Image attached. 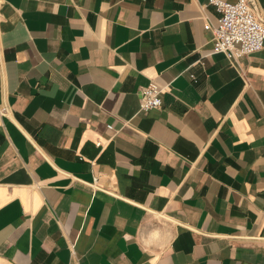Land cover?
Masks as SVG:
<instances>
[{"label": "crops", "instance_id": "0c3cea01", "mask_svg": "<svg viewBox=\"0 0 264 264\" xmlns=\"http://www.w3.org/2000/svg\"><path fill=\"white\" fill-rule=\"evenodd\" d=\"M209 1L0 0V264H264V48Z\"/></svg>", "mask_w": 264, "mask_h": 264}, {"label": "built area", "instance_id": "2783aa9c", "mask_svg": "<svg viewBox=\"0 0 264 264\" xmlns=\"http://www.w3.org/2000/svg\"><path fill=\"white\" fill-rule=\"evenodd\" d=\"M209 5L219 15L216 25H206V30L213 34V53L225 55L235 65L245 57L263 50L264 20L257 12L254 0H238L236 3L210 0ZM191 79L197 80L195 75H191ZM165 92L166 89L156 82L142 87L140 111L146 113L161 109Z\"/></svg>", "mask_w": 264, "mask_h": 264}]
</instances>
